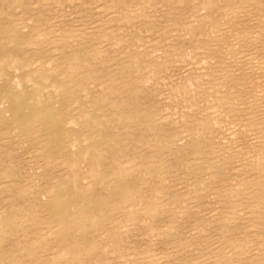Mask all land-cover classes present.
<instances>
[{"label": "bare ground", "instance_id": "bare-ground-1", "mask_svg": "<svg viewBox=\"0 0 264 264\" xmlns=\"http://www.w3.org/2000/svg\"><path fill=\"white\" fill-rule=\"evenodd\" d=\"M0 264H264V0H0Z\"/></svg>", "mask_w": 264, "mask_h": 264}]
</instances>
